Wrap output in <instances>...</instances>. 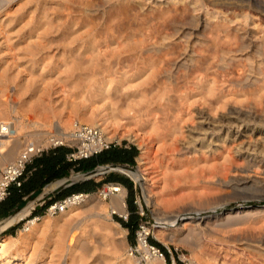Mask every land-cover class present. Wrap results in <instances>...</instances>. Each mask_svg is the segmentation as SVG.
<instances>
[{"label": "rangeland", "instance_id": "1", "mask_svg": "<svg viewBox=\"0 0 264 264\" xmlns=\"http://www.w3.org/2000/svg\"><path fill=\"white\" fill-rule=\"evenodd\" d=\"M196 1L202 4L200 23L206 18L210 26L197 27L190 16L182 17V5L171 4V7L163 3L157 7V12L167 14L170 10L180 13L181 19L177 15L180 21L172 25L162 22L155 38H148L146 34L153 25L150 22L142 27L141 33H134L140 19L137 4H134L139 0H0V123L17 119L22 127L18 138L11 140L7 151L0 153V163L13 160L24 142L45 143L48 134L58 135L56 127L70 135L75 121L92 125L95 118L100 130L115 145H132L138 150L133 165L107 163L97 165L96 169L108 165L140 167L146 178L144 188L116 170L90 178L101 181L111 173L129 182L121 187L125 190V206L117 212L124 221L128 219L125 213H129L130 191L136 223L144 221L151 226L150 240L166 252L171 249L172 254L167 252L170 260L179 256L183 264H264L262 169L247 174L245 160L228 154L230 143L221 144L219 153L217 150L213 156L170 152L173 133L165 131V124L169 122H162L160 112L147 116L144 111L149 104L163 102L167 95L174 99L169 106V116L178 114V108L187 103L206 109L207 103L218 97L227 101L219 113L239 112L248 125L247 130L241 131V141L254 142V119L255 124H264V85L261 84L264 75L260 74L262 78L258 75L260 82L254 84V62H258V57L254 55V36H250L253 32L247 28L244 31L247 36L242 39L232 27H227V35L211 27L218 21H232L237 15L246 14L249 20L260 15L254 11V2ZM127 5L129 8L125 9ZM260 22L264 27V18ZM166 35L168 39L163 40ZM226 49L231 53L220 52H229ZM191 57L192 62L182 65ZM218 57H225L224 65L217 62ZM121 58L128 61L122 67L116 65ZM167 58L171 61L163 69L154 67L160 59ZM260 61L263 65L259 72L263 73L264 58ZM103 78L107 85L95 84ZM238 78L244 82L249 80L252 85L248 86L247 81L235 85ZM175 81L178 93L175 88L176 93L170 90L176 86ZM100 86L107 90L101 92ZM159 88L161 93H157ZM183 94L191 96L188 102L178 98ZM156 118H161L163 124L153 126ZM34 122L38 124L33 125ZM260 128L264 130L263 125ZM174 131L178 132V128ZM135 134L140 138L134 142L129 136ZM142 143L147 148L143 156L145 162L140 165ZM249 154L256 155L258 160L263 158L261 153ZM39 157L33 160L31 167ZM84 174L87 173L70 170L62 178ZM62 178L47 183L38 194L25 197L22 207L10 215L32 201L35 206L31 212L43 205L46 195L54 191L42 198L39 196L48 185ZM110 202L111 199H101L95 190L81 206L54 216L44 215L45 219L41 218L24 234L19 232L25 220L0 231V239L9 236L20 242L10 249V257H0V264H133L126 246L133 242L134 235L115 219L117 214L111 215ZM108 227L125 229L124 239L117 240L112 232L109 234ZM160 264L165 263L162 260Z\"/></svg>", "mask_w": 264, "mask_h": 264}, {"label": "bare ground", "instance_id": "2", "mask_svg": "<svg viewBox=\"0 0 264 264\" xmlns=\"http://www.w3.org/2000/svg\"><path fill=\"white\" fill-rule=\"evenodd\" d=\"M138 1V0H137ZM248 2H251L253 1L254 2V11H257L260 13V15H254V18L249 20L246 16V14H242V15H237L235 17V19L233 18L232 21H229L228 19H226V21H218L216 22L214 25H212L211 27H213L212 29L217 31L219 33L220 32H223L224 34H226V30H227V27H232L234 28V31L235 33L238 32L239 34V37L241 35V38L244 39L246 38L247 34L246 31L247 28H249V32H253V35H250L251 37H253V40H254V55H256L258 57V62H254V84L257 83V77L258 75L260 76V74L264 75V72L263 70H261L263 73H260L259 70H260V66H262L263 62L260 61V59L263 57L264 58V27H263V22L261 24V19L264 18V1L262 0H246ZM243 2V1H242ZM105 3V2H104ZM107 3V2H106ZM105 3V4H106ZM109 3V1H108ZM166 4V5H171V4H174L175 7L177 5H182L180 6L181 7V12L182 13L181 15H183L182 17L184 16H190L191 17V21H193L194 23H196L195 25L197 27H199L201 24H203V27L202 28H206L207 26H210L211 22L210 20H207L206 18L203 20V23L200 19V14L202 13V4L200 5L196 0H139V2L135 3L134 5H136L137 9H138V18L140 19H137L139 22L137 23V28L134 30L135 32L134 33H141L143 31L144 28H142L144 25H146L147 23H151L153 25H151L152 27L147 29L149 30V33L146 34L148 36V38L150 36H155L154 34H157V29L161 28V27H158L159 24H161L163 22L167 24V22H170L169 24L172 25L171 23L174 22V21H177L179 20L177 18V13H172L170 10L169 12L167 11V14L166 12L163 13L162 11H159L157 12L156 9L157 7H159L160 5L162 4ZM245 3V1L243 2ZM242 3V4H243ZM240 4V3H239ZM238 4V5H239ZM166 5H164L166 7ZM173 5V7H174ZM103 6V5H101ZM163 6V5H162ZM204 6V5H203ZM242 6V5H241ZM244 6V4H243ZM242 6V7H243ZM104 7V6H103ZM102 7V8H103ZM128 5L126 6L125 9H127ZM132 7V6H130ZM172 7V5H171ZM99 8V7H98ZM97 8V9H98ZM129 8V7H128ZM133 8V7H132ZM131 8V9H132ZM179 8V7H178ZM204 8V7H203ZM91 9V8H90ZM124 9V10H125ZM177 9V8H176ZM172 10V9H171ZM174 10V9H173ZM172 10V11H173ZM178 10V9H177ZM206 10V9H205ZM126 11V10H125ZM131 11V10H130ZM175 11V10H174ZM98 12V10H97ZM104 12V11H103ZM86 13V12H85ZM92 13V12H91ZM105 13V12H104ZM126 13V12H125ZM179 13V15H180ZM208 13V12H207ZM243 13V12H242ZM87 14V13H86ZM93 14V13H92ZM96 14V13H94ZM216 14V13H215ZM90 15V14H89ZM104 14L102 13L101 16H103ZM135 15V14H134ZM165 15V17H164ZM178 15V16H179ZM181 15L179 16V18L181 17ZM209 15V14H208ZM206 15V16H208ZM136 16V17H137ZM205 16V17H206ZM216 18V16H214ZM220 17V16H219ZM211 18V17H210ZM181 19V18H180ZM227 20L229 22H227ZM93 21V20H92ZM180 21V20H179ZM176 23V22H175ZM90 24V23H89ZM97 24V23H96ZM162 24V25H163ZM165 24V25H166ZM167 24V25H169ZM179 24V23H178ZM120 25V24H118ZM161 25V26H162ZM177 25V24H176ZM231 25V26H229ZM93 26V25H92ZM211 27H208V28H211ZM163 28V27H162ZM146 29V28H145ZM146 30V32H147ZM145 31V30H144ZM163 31V30H162ZM177 31V30H176ZM216 32V33H217ZM176 33V32H175ZM186 33V32H185ZM184 33V35H186ZM143 34V33H142ZM145 34V33H144ZM178 34V32L176 33ZM211 35V34H210ZM227 35V34H226ZM229 36V35H228ZM152 37V39H153ZM225 37V36H224ZM151 38V37H150ZM155 38V37H154ZM163 40L165 39H168V36H164L162 37ZM145 39V38H143ZM227 39V38H226ZM162 40V41H163ZM146 41V40H145ZM161 42V41H160ZM224 43V42H223ZM229 43V42H227ZM156 45V44H155ZM226 45V44H225ZM224 45V46H225ZM229 45V44H227ZM152 46V45H151ZM145 47V46H144ZM226 48V46H225ZM148 49V48H147ZM217 49V48H216ZM229 51V49H226ZM153 51V49H152ZM220 51V50H219ZM149 52V51H148ZM224 54L228 53L230 54L231 53V50L229 52H224V51H220ZM219 52V53H220ZM147 53V52H146ZM215 53V52H214ZM179 54V53H178ZM190 55V54H189ZM223 55V54H222ZM127 56V55H126ZM125 56V57H126ZM224 56V55H223ZM150 57V56H149ZM177 57V56H176ZM190 57V56H189ZM203 57V56H202ZM255 57V56H254ZM257 57L256 58V61H257ZM128 58V57H127ZM168 59V58H167ZM192 57L190 59H186L184 62H182V65L184 64H187L186 62H192ZM225 57H218L217 59V62L218 63H222V65H224L223 63H225ZM142 60V59H141ZM184 60V59H183ZM131 61V59H130ZM143 61V60H142ZM171 60H165V59H160L159 62H154L155 64L154 67L155 68H158V69H163L165 67V65L170 62ZM123 63H128V61L126 59H119V61H117V66L120 65V67H122ZM140 63V62H139ZM174 63V62H173ZM177 63V62H176ZM217 63V64H218ZM258 63V64H256ZM119 64V65H118ZM169 64V63H168ZM175 64V63H174ZM181 64V63H180ZM193 64V63H192ZM195 64V63H194ZM202 64V63H201ZM262 64V65H261ZM180 66V65H179ZM212 66V65H211ZM226 66V64H225ZM193 67V66H192ZM223 67V66H222ZM108 68V67H107ZM252 69V67H251ZM262 69V67H261ZM264 69V68H263ZM250 70V69H249ZM197 71V70H195ZM194 71V72H195ZM248 71V70H247ZM198 73L201 72V70L198 69L197 71ZM192 73V72H191ZM196 73V72H195ZM197 73V74H198ZM227 73V72H226ZM252 73V72H251ZM200 74V73H199ZM202 74V73H201ZM200 74V75H201ZM231 74V73H230ZM195 75V74H194ZM198 75V76H200ZM204 75V74H203ZM228 75V74H227ZM237 75H240V74H237ZM243 75V74H242ZM205 76V75H204ZM203 76V77H204ZM246 76V75H244ZM202 77V76H201ZM200 77V79H201ZM239 77V76H238ZM264 77V76H263ZM232 78V77H231ZM236 78V77H235ZM240 78V77H239ZM238 78V80H239ZM259 78H262L261 76ZM258 78V79H259ZM99 79V78H98ZM169 79V78H168ZM241 79V78H240ZM247 79V78H246ZM245 79V80H246ZM264 79V78H263ZM262 79V80H263ZM227 80V79H226ZM230 80V79H229ZM228 80V81H229ZM232 80V79H231ZM230 80V81H231ZM236 81L235 85L236 84H239L241 83L244 79H242V81L239 80ZM261 80V79H260ZM208 81V80H207ZM227 81V82H228ZM235 81V80H234ZM247 82L249 80H246ZM245 81V82H246ZM243 81L242 84L245 83ZM246 82V83H247ZM260 82V81H259ZM264 82V81H263ZM105 83V85H107V81L106 79H100V80H96L95 84H100L101 86H103ZM109 83V82H108ZM178 83V82H177ZM177 83L175 81V84L176 86L174 87H171L170 90L171 91H174V88H175V91H177L176 89H178L177 87ZM249 84H247L248 86H251L252 84H250V82H248ZM252 83V82H251ZM229 84V83H228ZM232 84V82H231ZM262 85H264V83L261 82ZM100 86V91L103 92V91H106V87H101ZM171 86V85H170ZM239 87V85H237ZM241 86V85H240ZM243 86V85H242ZM241 86V88H242ZM245 86V85H244ZM247 86V87H248ZM97 87V85H96ZM167 87V86H166ZM257 87V86H256ZM260 89H261V85L259 83V86H258ZM185 88V87H184ZM240 88V89H241ZM163 89V88H162ZM166 89V88H165ZM259 89V90H260ZM263 89V88H262ZM159 91H157V93H159L161 91V89L159 88L158 89ZM257 89V91H259ZM174 91V92H175ZM211 91V90H210ZM248 91V90H247ZM256 91V90H254ZM256 91V94L258 93ZM163 92V91H162ZM165 92V90H164ZM179 92V90L177 91V93ZM232 92V91H231ZM249 92V91H248ZM161 93V92H160ZM176 93V92H175ZM221 93V92H220ZM186 94V93H185ZM188 94V93H187ZM190 94V93H189ZM163 95V94H162ZM250 95V94H249ZM258 96V95H257ZM161 97V95H160ZM191 96L189 95H184L183 96H178L179 99H181L183 102L187 101L190 99ZM254 99H255V96H254ZM163 102H154L151 104L152 105H155L153 107L150 106V104L144 108V111H145V114L148 116L150 115L151 113H158L160 112V117H163L162 119V122L163 121H167L166 123L168 124H165L167 125L166 126V130L165 131H168V132H172L173 133V138L171 139L170 141V147H172V149L170 150V152H175L176 154H182V155H196L198 154L199 156H208V155H211L213 156L215 154V152H217L218 149H220L222 147L221 144H224V143H230L232 146L231 148L229 149V152L228 154L230 156H240L242 157L241 159L245 160V162L247 163V167H245L246 170L245 172H248L247 174H250V171L251 170H258V169H262V171L264 172V130L262 129L261 130V126L264 124L263 123H258V124H255V119H254V142H245V141H241V138H240V134H241V131L243 128H246V130L248 129V125L246 123H244V121L240 118L241 115L239 114V112H236V111H231L229 112L228 110V113L223 115V113H219V109L222 107V105L226 106L225 103L227 102L226 100H223L221 98H216L215 101L213 100L212 102L210 101L209 103V107L204 109V108H195L194 106L189 105L188 103L187 104H182L178 110L176 111L178 114L174 115V116H171L172 114H170L169 116V106L172 102L173 104V97L172 96H166L164 99H162ZM226 101V102H224ZM263 101V100H262ZM261 101V102H262ZM191 103V102H189ZM181 104V103H180ZM195 104V103H194ZM203 104V103H202ZM257 105V103H254ZM204 105V104H203ZM255 105V106H256ZM259 105V103H258ZM174 105H172L170 107V109L173 107ZM254 106V107H255ZM255 109V108H254ZM143 110V109H142ZM173 111V109H171ZM141 111V110H140ZM171 113V112H170ZM212 113V115H211ZM215 116V117H214ZM95 118H93V122H92V125L93 126H96L98 128H101V126L97 123V121L94 120ZM161 119V118H160ZM159 118L157 119H154L153 120V126H156V124H163L161 122ZM171 121H170V120ZM169 120V121H168ZM149 122V121H147ZM164 122V123H165ZM4 124V123H0V126ZM9 126H10V130L8 132L7 135H0V153H3L4 151H7L6 148L8 147V144L10 143L11 140H15L18 138V136L20 135V131L22 129L21 127V123L19 120L17 119H14V121L11 123H9ZM38 123L34 122L33 125H36ZM74 124V123H73ZM73 126V125H72ZM178 128V132L177 131H174L175 128ZM263 128V127H262ZM102 130V129H101ZM232 131H234L232 133ZM56 132H57V136H59L60 138L62 139H66V138H70L71 134L68 135L66 133H63L61 132L60 128L59 127H56ZM166 133V132H165ZM171 133V134H172ZM168 134V133H167ZM176 134V135H174ZM169 135V134H168ZM161 136V135H160ZM166 136V135H164ZM245 136V134H244ZM163 137V136H162ZM250 137V136H249ZM107 138V137H106ZM140 137L135 134V135H130L129 136V139L131 141H137V139H139ZM109 139V138H107ZM110 140V139H109ZM252 140V139H251ZM171 142H172V145H171ZM10 145V144H9ZM146 144L142 143V145H140V149H141V156H140V159H139V164H144L145 160L143 159V156H144V152H146ZM9 151V150H8ZM168 152V151H167ZM249 152H254V155L257 154V153H261L263 155V158L259 159L255 156H251V154H249ZM9 155L11 154V152H8ZM218 153H219V150H218ZM227 153V152H226ZM224 154V153H223ZM261 155V156H262ZM12 156V155H11ZM260 156V157H261ZM146 157V156H145ZM144 157V158H145ZM257 158V160H256ZM146 159V158H145ZM172 159V158H171ZM232 159V158H231ZM197 161V160H196ZM230 162V161H229ZM236 162V161H235ZM223 163V162H222ZM235 166V165H234ZM254 167V169H253ZM116 170V171H119L121 173H124L125 175H127V177L129 176L136 184H138L141 188H144L143 185H144V182L146 181V178L144 177V173L142 172V169H140V167H137L135 169H130V168H125L123 166H105V167H99L98 169H96L92 175H99L101 174L103 171L105 170ZM198 169V168H197ZM224 171V169H223ZM194 172V171H193ZM215 174V173H214ZM201 175H202V172H201ZM84 175H72L71 179H78V178H81L83 177ZM213 177V176H212ZM199 178V177H198ZM216 178V177H215ZM64 179H61V180H58L50 185H48L42 194H46V193H49L50 191L54 190L55 187H57ZM201 180V179H200ZM213 180V179H212ZM226 180V179H225ZM257 181V180H256ZM200 182V181H199ZM207 182V181H206ZM215 182V181H214ZM259 184V182H258ZM205 189L206 187L203 186ZM183 188V187H182ZM180 189V188H179ZM208 189V188H207ZM222 189V188H221ZM209 191V190H207ZM203 193V192H202ZM124 195H125V190H123L121 188V191L112 196L110 199H111V208L115 209L117 212H121L123 207L125 206V200H124ZM146 195V194H145ZM145 197V196H144ZM147 197V196H146ZM86 202V201H85ZM187 202V201H186ZM180 203V202H179ZM83 203L79 204V205H76V206H72V207H69L68 209L66 210H69V209H75L79 206H81ZM92 204V203H91ZM210 205V204H209ZM35 206V202H30L26 205V207L22 208L20 211H18L17 213H15L14 215H10L9 217H6V218H3L0 220V231H4L6 230L7 228H9L10 226H12L13 224H15L16 222H18L19 220L25 218L29 213L30 211L34 208ZM92 206V205H91ZM93 207V206H92ZM195 207V206H194ZM65 211V210H64ZM48 216V215H47ZM240 216V215H239ZM172 217V216H171ZM191 217V216H190ZM45 219V217H42V219ZM192 218V217H191ZM19 223V222H18ZM37 223V222H36ZM36 223H34L32 225V227L34 228L36 226ZM116 226L117 224L114 223ZM193 226V225H192ZM207 226V225H206ZM118 227V226H117ZM194 227V226H193ZM107 229H111V228H107ZM207 229V228H206ZM30 230V228H29ZM210 230V229H209ZM28 231V230H27ZM194 231V230H192ZM26 231H20L19 234H24ZM110 232H112V235L116 238L117 240H123L124 239V233H126V230L123 229V228H120L118 230H113L111 229L109 231V234ZM21 238V237H20ZM22 239V238H21ZM24 239V238H23ZM17 242H19V239H15V238H12V237H9V236H6V237H3L2 239H0V257H2V259L6 258L9 256V253L10 252V249L11 248H15V245L17 244ZM22 242V240H21ZM20 243V242H19ZM23 244V243H22ZM21 244V245H22ZM24 246V245H23ZM17 249V248H16ZM15 250V249H14ZM127 253V252H126ZM128 255V254H127ZM18 256V255H17ZM129 256V255H128ZM10 257V256H9ZM15 257V256H14ZM130 257V256H129ZM131 258V257H130ZM1 259V258H0ZM16 259V258H15ZM162 257L160 258H157L155 259L154 261V264H160L162 262ZM5 262V261H3ZM2 264H5V263H2Z\"/></svg>", "mask_w": 264, "mask_h": 264}, {"label": "built area", "instance_id": "3", "mask_svg": "<svg viewBox=\"0 0 264 264\" xmlns=\"http://www.w3.org/2000/svg\"><path fill=\"white\" fill-rule=\"evenodd\" d=\"M9 130L10 126L8 123L2 124L0 126V135H7ZM70 134L71 137L69 140L58 138L53 133H50L45 143L32 140L24 142V145L13 160L4 164L0 163V202L10 194L12 186L15 188H20L22 186L23 182L35 169V167L28 169V166L36 157L41 156L46 149L53 150L60 146H68L69 151L66 153L65 158L68 162L76 163L116 146L112 140L107 139L100 128L96 126L75 121ZM121 187L122 185L119 183L106 182L96 188V193L101 199L107 200L118 194L121 191ZM90 195L91 192H72L52 201L41 214L30 216V211L25 218L21 219L25 220L21 229L24 231L29 230V228L44 215L54 216L69 207L84 203ZM115 214L122 217L116 210L112 209L111 215ZM127 215L128 213H125V217ZM14 225L15 224L12 226ZM133 235V242L128 243L126 246V252L132 258L133 264H154L155 259L160 257H162L165 264L184 263V260L179 256L176 259L171 257V260L167 261L166 253L151 242V226H149L148 223L144 221L138 222L134 228ZM167 252L172 254L169 248Z\"/></svg>", "mask_w": 264, "mask_h": 264}, {"label": "trees", "instance_id": "4", "mask_svg": "<svg viewBox=\"0 0 264 264\" xmlns=\"http://www.w3.org/2000/svg\"><path fill=\"white\" fill-rule=\"evenodd\" d=\"M58 149V150H57ZM69 148L60 146L56 148V151L50 152L47 151L45 154L36 159V162L33 163L35 169L32 171L31 175L27 178V186H22L20 188L11 187L10 194L0 202V219L6 217L13 213L15 210L19 209L23 205L22 197L28 193L32 185H35L34 195L38 194L42 187L52 180L62 178L66 176L70 169L74 171H83L87 172L94 169L97 165L107 164V163H127L133 165L135 162V156L138 153V150L135 146L129 145L128 147L124 146H114L108 150L101 152L96 156L89 157L87 159H82L76 163L68 162L65 159V152ZM32 168L30 165L28 169ZM103 182H114L126 186L129 184L123 178L116 176L114 174H107L104 180L95 181L94 179H87L80 182H75L68 187L60 188L57 192L47 199L43 205L35 208L31 215L41 214L44 209L52 201L59 199L72 192H93L96 188L101 185ZM24 183V182H23ZM30 186V187H29ZM132 193L129 191V196L127 198L128 203V219L124 221L121 217L115 216V219L122 225L124 228H128L129 233H132L136 226L137 215L135 214L134 200L132 198ZM16 224L15 226H17ZM11 226V227H15ZM13 234V231H11ZM152 241V240H151ZM153 243V241H152ZM162 250L166 253L167 261H169V255L166 252V249L162 247Z\"/></svg>", "mask_w": 264, "mask_h": 264}, {"label": "water", "instance_id": "5", "mask_svg": "<svg viewBox=\"0 0 264 264\" xmlns=\"http://www.w3.org/2000/svg\"><path fill=\"white\" fill-rule=\"evenodd\" d=\"M95 169H96V167H95L94 169H92V170H95ZM92 170L87 171V172H86L87 174H84L82 180H87V179H90L91 177H93L94 175H92V174H93V173H92ZM109 171H111V170L108 169V170L103 171L102 173L109 172ZM62 179H64V180H63V181H62L57 187H55L54 190L57 189V188L67 187V186H69V185H71V184L77 182L76 179H71V178H69V177H67V178H62ZM44 196H45V194H41L40 198H42V197H44Z\"/></svg>", "mask_w": 264, "mask_h": 264}, {"label": "crops", "instance_id": "6", "mask_svg": "<svg viewBox=\"0 0 264 264\" xmlns=\"http://www.w3.org/2000/svg\"><path fill=\"white\" fill-rule=\"evenodd\" d=\"M121 146H124V147H128L129 145H126V144H123V145H121ZM58 150V149H57ZM50 152H55L56 151V149H53V150H49ZM69 150H67L66 152H65V154L64 155H66V153L68 152ZM98 155V154H97ZM96 156V155H95ZM66 159V158H65ZM36 162V161H35ZM111 164H127V163H111ZM70 170H72V169H70ZM27 180V179H26ZM26 180L24 181V186H27L26 184H28V182L26 183ZM96 181V180H95ZM51 182V181H50ZM70 186V185H69ZM30 187V186H29ZM68 187V186H67ZM62 188H65V187H62ZM35 185H32L31 186V189L28 191V193L26 194V195H24L23 197H22V199H25V197H27V196H29V195H32L33 194V192L35 191ZM43 189V187L41 188V190ZM58 189H60V188H57V189H55V190H52V191H54L51 195H46V198H45V201L47 200V199H49L51 196H53L56 192H57V190ZM40 190V191H41ZM39 191V192H40ZM46 194H48V193H46ZM40 197V196H39ZM38 208V207H37Z\"/></svg>", "mask_w": 264, "mask_h": 264}]
</instances>
